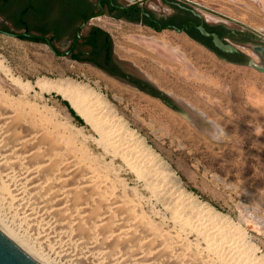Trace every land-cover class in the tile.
<instances>
[{"label":"rangeland","instance_id":"1","mask_svg":"<svg viewBox=\"0 0 264 264\" xmlns=\"http://www.w3.org/2000/svg\"><path fill=\"white\" fill-rule=\"evenodd\" d=\"M192 1L264 33V0ZM159 4V0L146 2L154 9ZM191 6L210 23L235 28L251 37L249 44L233 43L245 57L243 63L226 61L172 30L156 33L107 17L91 20L109 32L114 55L125 68L147 80L165 99L175 101L183 112L88 63L55 55L40 40L3 34L0 98L6 105L20 106L54 124L78 155L101 169L126 199L138 200L147 215L159 220L164 215L162 205L124 161L105 147L99 131L53 86L73 84L97 94L102 110L118 119L114 126L122 128L119 132H133L132 141L167 168L178 188L194 202L226 217L264 256V40L240 24ZM134 37H144V42ZM145 40L149 46H145ZM249 60L255 64H249ZM63 100L82 122L75 119ZM207 120L217 124H212L214 129L204 125ZM1 191L0 210L53 264H107L55 236L37 218L23 214L21 206Z\"/></svg>","mask_w":264,"mask_h":264},{"label":"bare ground","instance_id":"2","mask_svg":"<svg viewBox=\"0 0 264 264\" xmlns=\"http://www.w3.org/2000/svg\"><path fill=\"white\" fill-rule=\"evenodd\" d=\"M134 39L144 42V37ZM65 85L53 87L99 131L105 147L142 180L164 215L156 220L138 200L126 199L101 169L78 155L54 124L0 98V188L23 214L107 264H264V256L247 243L243 231L178 188L167 168L132 141L133 132L115 128L118 119L102 110L97 94ZM210 122L204 125L214 129L217 124ZM2 211L0 221L53 264Z\"/></svg>","mask_w":264,"mask_h":264},{"label":"flooded vegetation","instance_id":"3","mask_svg":"<svg viewBox=\"0 0 264 264\" xmlns=\"http://www.w3.org/2000/svg\"><path fill=\"white\" fill-rule=\"evenodd\" d=\"M138 1L0 0V25L4 26L0 28L12 32L22 30L44 35L57 52H67L71 49L68 57L72 60L92 63L108 77H118L156 97H158V90L147 80L127 70L124 63L115 57L109 32L99 24L93 23L92 19L107 17L131 25H140L156 33L165 30L166 25L185 27L184 32L176 33L194 40L222 56L226 61L232 63L245 61V57L238 49L232 52L218 50L214 47L212 38L202 35L193 23L196 25L203 23L208 32L216 33L225 42L231 44H249L251 37L248 34L217 22L212 24L194 7L180 0H159L160 4L155 9L146 5L148 0ZM99 13L101 15L96 16ZM75 40L77 41L73 46ZM42 42L46 44L45 41Z\"/></svg>","mask_w":264,"mask_h":264},{"label":"water","instance_id":"4","mask_svg":"<svg viewBox=\"0 0 264 264\" xmlns=\"http://www.w3.org/2000/svg\"><path fill=\"white\" fill-rule=\"evenodd\" d=\"M145 0H139L138 2H143ZM183 1L184 3H187L189 5H194L196 7H199L201 9L207 10L213 14H216L218 16H221L223 18H226L228 20H231L237 24H240L242 26H244L245 28H247L248 30H250L253 34H255L256 36H259L261 39L264 40V33H262L261 31L241 22L238 21L236 19L230 18L220 12H217L213 9L207 8L199 3H196L192 0H180ZM142 12L144 13V10H142ZM101 14H97L96 16H100ZM193 25L195 26V28L197 30L200 31V33L204 36H210L212 38V43L214 45V47H216L218 50H220L221 52H232V51H236L237 48L229 43V42H225L221 37H219L216 33H211L208 32L204 26L203 23H200L199 25H196L195 23H193ZM164 29L166 30H172L174 32H184L185 27L182 28H178L175 25H166L164 26ZM0 34L6 35V36H10V37H16V38H29V39H34V40H40V41H45L47 46L49 47V49L51 50L52 53H54L55 55H59V56H69L70 54V50H68L67 52H62L59 53L55 50L54 46L52 45V43L50 42V40L44 36V35H40L37 33H29V32H12V31H8L5 29L0 28ZM79 37V35L77 36V38ZM77 40H75V42L73 43V46L75 45ZM222 58V57H221ZM224 60H226L225 58H223ZM228 61V60H227ZM237 64L243 63V62H235ZM249 64H255L252 60L248 61ZM93 66H95L92 63H89ZM116 79H119L118 77H115ZM158 97L163 100V102H165L166 104H168L169 106L176 108V110H179V112H181L182 108L181 106H179L175 101H170L165 99L163 93L161 91L157 92ZM183 112V111H182ZM0 264H52L46 260H44L42 257H40L38 254H36L35 252H33L29 247H27L18 237H16L1 221H0Z\"/></svg>","mask_w":264,"mask_h":264},{"label":"trees","instance_id":"5","mask_svg":"<svg viewBox=\"0 0 264 264\" xmlns=\"http://www.w3.org/2000/svg\"><path fill=\"white\" fill-rule=\"evenodd\" d=\"M63 102L67 105L70 113L75 117V119H77L79 122H82V118L73 110L69 103L66 100H63Z\"/></svg>","mask_w":264,"mask_h":264}]
</instances>
